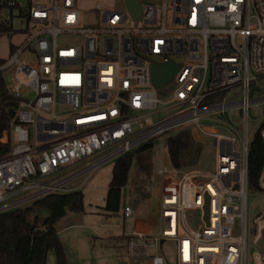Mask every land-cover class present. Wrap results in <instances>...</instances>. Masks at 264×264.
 Wrapping results in <instances>:
<instances>
[{
	"label": "built area",
	"instance_id": "built-area-1",
	"mask_svg": "<svg viewBox=\"0 0 264 264\" xmlns=\"http://www.w3.org/2000/svg\"><path fill=\"white\" fill-rule=\"evenodd\" d=\"M9 4L24 28L0 66L18 100L0 157V214L80 190L104 163L190 128L210 138L213 169L161 168L160 228L131 233L127 249L151 264H248L249 110L264 102V0H139L138 20L126 0ZM171 62L173 79L155 88L152 65ZM132 213L123 206V218Z\"/></svg>",
	"mask_w": 264,
	"mask_h": 264
},
{
	"label": "rangeland",
	"instance_id": "rangeland-1",
	"mask_svg": "<svg viewBox=\"0 0 264 264\" xmlns=\"http://www.w3.org/2000/svg\"><path fill=\"white\" fill-rule=\"evenodd\" d=\"M13 1L25 6L30 1L33 2L38 0ZM150 1L151 0H143V2ZM107 2L112 3V1H105L106 5H111L109 3L107 4ZM84 5L92 6L93 1L85 2ZM121 9L123 10L122 7ZM12 24L13 28L17 31L24 28L23 23L15 16L13 17ZM20 39L21 37L16 34L10 39L6 35L0 37V53L3 54V56H7L9 44L11 42H17ZM25 56H29V54L27 53ZM3 76L6 86L9 89L12 84L11 77L9 73H4ZM250 95L251 97H255L256 93H254L253 89ZM65 108L66 106L64 104H57V112ZM261 110L264 116V102L261 103L260 109L255 106L250 107L249 123H251L250 121H260ZM226 115L228 116V113H226ZM231 117L236 120L238 118L237 111H233ZM221 120L224 121V116H222ZM203 124L215 128L218 132L227 133L223 128H219L211 123ZM167 136L168 134H161L152 140V149L149 153L151 174L148 180L145 179L142 174L137 173L135 164L132 165L129 171L128 182L124 187V205H130L129 203L133 201L134 194L132 195L130 193L133 187L147 186L150 191V197L142 203L140 209L133 211L132 217L123 219L121 211L118 215L109 216L104 214L101 209L104 205V197L114 161L104 163L88 176L80 188L83 193L84 212H69L56 223L58 237L64 247L68 264H149L129 257L125 246L122 247L119 244L122 242V239L107 235L110 233L122 234L123 231L128 234L132 231L134 220L141 214L151 218L154 225V233L159 230V195L163 177L158 171L164 166L168 168L171 166L165 143ZM215 151L216 149L213 147L210 138L192 130L190 146L187 151V158L192 160L191 164H184V166L176 169L183 171L190 169H201L204 171L212 170L214 167ZM187 158L185 160L186 163L189 162ZM246 200L248 209V264H264V191H248ZM187 216L189 218V224L194 226L195 218H199L200 211H188ZM70 225L72 226L68 227ZM168 246H170L169 249L172 250L171 245H167V247ZM143 256L144 255H139L141 258ZM47 264H55L52 252L47 256Z\"/></svg>",
	"mask_w": 264,
	"mask_h": 264
},
{
	"label": "trees",
	"instance_id": "trees-1",
	"mask_svg": "<svg viewBox=\"0 0 264 264\" xmlns=\"http://www.w3.org/2000/svg\"><path fill=\"white\" fill-rule=\"evenodd\" d=\"M11 1L0 0V37L6 35L11 38L17 32L12 24L13 17L17 16L14 13L15 6L9 4ZM4 61L0 57V66ZM17 108L18 100L8 90L3 73L0 72V157L9 151L10 130L17 120ZM191 132L190 128H185L168 134L166 138L169 161L174 168L191 164L192 160L187 158ZM5 137L7 141H3ZM151 149L150 141L114 161L104 205L101 207L104 214L118 215L123 208L124 187L133 164L138 174L147 180L150 178ZM247 177L250 192L264 191V118L250 138ZM130 193L134 194L135 205L150 197L147 186H135ZM69 212H84L81 190L50 194L29 205L0 214V264H47L50 252L55 256V264H68L56 223Z\"/></svg>",
	"mask_w": 264,
	"mask_h": 264
},
{
	"label": "water",
	"instance_id": "water-1",
	"mask_svg": "<svg viewBox=\"0 0 264 264\" xmlns=\"http://www.w3.org/2000/svg\"><path fill=\"white\" fill-rule=\"evenodd\" d=\"M126 6L135 20L140 19L141 17V7L139 0H126ZM178 65L174 63H168L164 65L153 64L152 65V80L155 88H160L166 83L170 82L177 69ZM204 220L209 223V197L206 196L204 204Z\"/></svg>",
	"mask_w": 264,
	"mask_h": 264
},
{
	"label": "crops",
	"instance_id": "crops-1",
	"mask_svg": "<svg viewBox=\"0 0 264 264\" xmlns=\"http://www.w3.org/2000/svg\"><path fill=\"white\" fill-rule=\"evenodd\" d=\"M15 35H13L12 37H14ZM11 37V38H12ZM9 38V37H8ZM10 39V38H9ZM8 51H9V46H8ZM0 57L1 58H6V56H3V54H1L0 53ZM251 123H249V127H250V131H251V133H253V131H254V129L257 127V125L260 123V121H250ZM252 135V134H251ZM144 202V201H143ZM143 202H141V203H139V204H137V205H135V204H133V201H131V203H129L130 205V207L132 208V211H134V210H137V209H140V206L142 205V203ZM133 206V207H132ZM121 213H122V209H121ZM106 215H108V214H106ZM110 216V215H109ZM133 216V213H132V215L130 216V217H132ZM160 217V216H159ZM123 218V217H122ZM129 218V217H128ZM124 219V218H123ZM72 225H70V226H68V227H71ZM153 227H154V225H153V222L151 221V218L149 217V216H146V215H143V214H141V215H138V218H136L135 220H134V223H133V227H132V231L131 232H129L128 234L127 233H124V231L122 232V234H113V233H110L109 235H107V236H115V237H117V238H120V239H122V242H120L119 244H120V246H125V249H126V252H127V255L129 256V257H131V258H133V259H135V260H138V261H142L143 263H149V264H151V261H150V257L148 256V255H145V256H143L142 258L141 257H139V256H132L130 253H129V251H128V249H127V241H128V239H127V237L129 238V235L131 234V233H133V232H143V233H148V232H151V233H154V231H153ZM158 232V231H157ZM104 236H106V235H104ZM107 238V237H106ZM119 246V247H120ZM54 255V254H53ZM54 260H55V256H54ZM55 262H56V260H55Z\"/></svg>",
	"mask_w": 264,
	"mask_h": 264
}]
</instances>
